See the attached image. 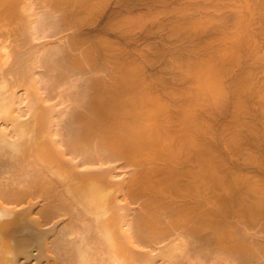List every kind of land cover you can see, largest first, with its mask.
Instances as JSON below:
<instances>
[{
  "label": "bare ground",
  "instance_id": "1",
  "mask_svg": "<svg viewBox=\"0 0 264 264\" xmlns=\"http://www.w3.org/2000/svg\"><path fill=\"white\" fill-rule=\"evenodd\" d=\"M32 1L0 0V264H264V185L219 181L113 49L48 40L78 0Z\"/></svg>",
  "mask_w": 264,
  "mask_h": 264
},
{
  "label": "rangeland",
  "instance_id": "2",
  "mask_svg": "<svg viewBox=\"0 0 264 264\" xmlns=\"http://www.w3.org/2000/svg\"><path fill=\"white\" fill-rule=\"evenodd\" d=\"M41 1H32L34 13L47 10ZM78 6L76 29L44 40L79 37V49L97 52L88 57L97 66L107 45L137 67L141 87L160 98L170 120L188 110L190 134L202 142L206 167L219 181L237 174L264 185V0H78ZM178 145L195 157V146ZM3 165L2 182L12 170ZM18 178L13 182L22 183Z\"/></svg>",
  "mask_w": 264,
  "mask_h": 264
}]
</instances>
